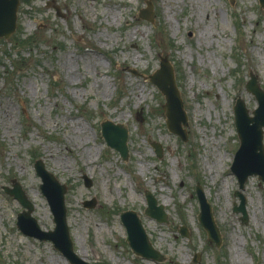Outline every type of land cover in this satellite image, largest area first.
I'll return each instance as SVG.
<instances>
[{
	"label": "rangeland",
	"instance_id": "rangeland-1",
	"mask_svg": "<svg viewBox=\"0 0 264 264\" xmlns=\"http://www.w3.org/2000/svg\"><path fill=\"white\" fill-rule=\"evenodd\" d=\"M151 2L153 22L138 16L147 0H19L16 28L0 38V264H70L52 241L15 225L23 206L6 192L12 179L32 202L40 228L54 226L33 166L38 158L66 185L72 250L88 264H264V181L251 174L240 189L243 223L233 210L238 182L230 169L234 153L244 171L264 168L251 162V153H260L255 131L240 147L232 110L237 97L250 114L257 106L245 88L249 73L264 90V6L258 0ZM163 55L178 62L184 112H176L172 125L180 134L166 127L162 93L130 72H153ZM103 120L127 128L126 159L106 145ZM107 131L114 137L115 128ZM262 142L264 159V130ZM197 184L220 228L219 247L196 218ZM146 190L167 222L144 214ZM128 208L163 260L132 252L119 220Z\"/></svg>",
	"mask_w": 264,
	"mask_h": 264
},
{
	"label": "water",
	"instance_id": "water-1",
	"mask_svg": "<svg viewBox=\"0 0 264 264\" xmlns=\"http://www.w3.org/2000/svg\"><path fill=\"white\" fill-rule=\"evenodd\" d=\"M259 1L261 6H263L264 0ZM17 4L18 0H0V37H7L14 30ZM146 10L147 9H142L140 11V15L144 18L149 17L148 15L143 14V12ZM149 78L150 81L155 83L165 95L166 102L163 107L167 115L168 127L173 131H179L172 125V122L176 118V112L178 110L183 113L182 102L175 84L172 66L165 57L160 62V67L153 74L149 75ZM245 87L255 95L259 106L253 110L254 116H249L243 101L237 99V103L234 106V114L236 129L241 140L240 147L243 146L247 132L251 131L253 134L255 131L256 133L252 135V138L257 141L256 147L260 149V153L252 152L251 156L253 157V160L251 162L253 164L256 162L259 166H264V159H262V126H264V120L260 119V112L264 110V91L262 88H260L255 80V77L252 75ZM249 121H252L253 123L249 124ZM108 127L115 128L116 133L114 137L108 134ZM102 133L107 143L110 146L116 148L123 158H126V128L122 127L121 124H113L112 122L105 121L102 123ZM242 155L245 157V154ZM242 166V161H240L238 158L233 161L231 166L232 171L235 172L238 177L240 188H243L244 181L248 174L257 173V171L253 169L244 171V168L241 169ZM36 170L43 180L41 188L43 193L49 199L56 225L54 230H40L36 219L30 215V212L32 211L31 202L26 198L18 183H14V187L8 190L9 193L13 194L22 203V205L27 208V210H24L19 216V221L17 222L18 227L29 235L37 236L40 239H51L55 246L63 252V254L69 259L71 263L88 264L87 262L81 260L72 250V242L69 237L68 227L65 220V206L63 201V193L65 191L64 184H60L51 173L46 171L43 163L39 160L36 164ZM258 173L259 176L264 180V168L262 172ZM49 184L53 185V187L50 188L48 186ZM85 184H91V180L87 177H85ZM52 190H55L57 193L55 198L52 196ZM197 194L201 209L198 214V220L206 229L208 239L211 242H214L215 245L219 246L221 242V235L216 223L214 222L210 204L207 202L199 188H197ZM235 194L240 196L241 202L239 206L234 207V210L242 211V219L245 221L246 212L244 209V198L238 190L235 191ZM147 203L148 206L145 209L146 214L155 217L158 221L166 220V214L163 211L162 205H156V199L150 193H147ZM85 204L87 206H93L94 203L92 200H90L85 201ZM120 217L124 226L126 227V240L135 253L157 260L163 259V256H161V254H159L149 242L147 234L142 227L141 221L135 211H123L121 212ZM182 233H184V231H182Z\"/></svg>",
	"mask_w": 264,
	"mask_h": 264
}]
</instances>
